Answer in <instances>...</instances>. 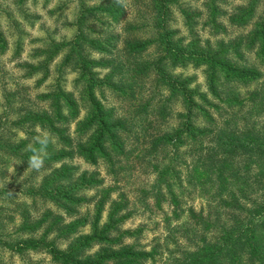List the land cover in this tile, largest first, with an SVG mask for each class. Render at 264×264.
<instances>
[{"label":"trees","instance_id":"trees-1","mask_svg":"<svg viewBox=\"0 0 264 264\" xmlns=\"http://www.w3.org/2000/svg\"><path fill=\"white\" fill-rule=\"evenodd\" d=\"M23 1L17 0V10L29 22ZM87 1L91 2L78 0L72 38L45 43L44 48L35 51L34 63L20 65L27 78L43 73L37 86L49 75L54 57L62 55L59 75L54 77L49 91L36 92L32 101L25 96L14 101L18 94L5 98L0 116V152L16 163L15 178L21 179L16 185L20 193L16 198L27 201L31 208L11 200L15 207L21 206L20 219L12 230L0 233V240L9 232L36 229L51 214L45 210L39 217L32 212L33 216L31 211L37 203L75 211L76 190L96 185L99 180L93 171H79L72 162L74 158L90 165L105 160L111 174L122 163H133L127 168L132 172L137 167L136 159L146 160L150 169L157 171L160 152H168L171 160V154L179 156L180 147L189 144L195 161L213 181L207 186L213 194L211 203L198 209L183 206L179 196L182 189L175 188L182 186V181L170 164L161 168L149 190H143L145 196L154 199L156 208L161 209L163 202L169 205L165 221L186 216L180 226L173 228L177 238L171 233L172 239L166 237L175 251L169 264H264V92L255 90L239 101L229 89L220 91L222 84L238 80L247 83L262 77L264 83V0H244L230 11L223 8L221 0H203V12L190 8V0H142L141 22L127 23L125 32L134 34L146 25L155 35L150 39L134 36L122 40L115 32L124 14L122 6L115 0ZM175 13L186 30L183 35H177L179 29L173 25ZM200 21L215 40L203 39L197 33L194 37L193 28ZM230 28L242 30L235 36L229 30L233 36L224 40L220 33L228 35ZM5 49L6 40L0 31V53ZM20 49L18 36L15 56ZM116 50L117 56H113ZM93 52L100 55L99 61L92 58ZM252 53L260 66L248 62L247 56ZM187 63L196 67L205 64L207 88L219 99L217 103L207 100L206 93L192 90L186 78L173 72L176 65ZM98 66L106 68L101 79L95 70ZM69 67V72L77 75L72 81L75 91L64 86ZM105 90L125 102L127 116H113V110L103 102ZM77 98L88 105L89 113L78 122L76 141L72 143L67 137L68 121L79 109ZM234 108L240 114L227 115L226 109L234 112ZM214 112L218 116L226 113L227 118L217 124ZM169 116L179 120L178 126L159 127ZM44 130L56 136L60 146L48 143L44 165L37 171L28 166L31 153L26 149L29 144L39 146L37 137ZM19 132L24 137L16 139ZM124 135L132 139L129 147ZM28 167V175L22 178V170ZM4 185L1 183L0 191ZM118 209L113 208V212ZM99 210L100 206L97 213ZM113 216L111 213L109 223L101 230L96 219L90 234L76 238L66 233L75 229V224L62 225L64 233L58 236L70 239L64 247L56 235L48 237L57 222L39 236L16 238L7 234V247L19 254L30 249L44 252L53 264H142L148 252L121 241L131 232L121 231L115 238L110 234L115 229ZM93 243L99 246L90 253Z\"/></svg>","mask_w":264,"mask_h":264},{"label":"rangeland","instance_id":"rangeland-1","mask_svg":"<svg viewBox=\"0 0 264 264\" xmlns=\"http://www.w3.org/2000/svg\"><path fill=\"white\" fill-rule=\"evenodd\" d=\"M91 2L93 1L91 0ZM91 2L87 1V3ZM115 2L120 4L124 9V14L120 16V21L115 30L120 36V40L134 36L150 39L155 35L154 31L146 25L142 26V28H138L137 32H134V34L125 32L127 23L139 25L141 22L140 14L143 13L142 0H115ZM188 2L190 8H197V10L203 12V0H190ZM243 3L244 0H221L223 8L227 11H230L232 6L242 5ZM77 4L78 0H24L21 5L28 14L30 19L28 22L27 19L20 17V12L17 10V8H19L17 0H0V31L3 33L6 40V49L3 53H0V116L3 114L2 109L5 106V98L11 97L13 94H18V96L20 95L19 97L14 95V101L23 96L32 101V96H34L36 92L49 91L50 85L54 82V77L59 75L58 65L61 62L62 55L59 54L54 57L49 66V75H47V78H45L41 84L38 83L37 86L36 83L37 81L39 82L43 73L38 72L32 77L27 78L20 65L24 62L34 63L36 60V58L33 57L35 51L44 48L46 45L45 43L72 38L76 29L75 25L72 24ZM149 13L150 12L144 15L145 19L148 18L150 15ZM201 22L202 21L198 23L197 27L193 28L194 37H196L197 33V35L201 36L203 39L208 38L211 41L215 40L214 37L208 33L207 29L202 27ZM110 23L114 25L116 22L110 21ZM173 25L179 29L177 35L186 33L178 13H175ZM229 30L234 31L235 36L238 35L237 33H240L242 29L230 28L228 29V35L220 33L223 35L224 40H230L232 38L231 36L233 35ZM18 36L21 40V49L19 54L15 56L14 44ZM117 53L118 50H116V52L112 51L113 56H117ZM112 54L107 55L108 58H111ZM147 55L150 56V52L147 53ZM91 56L95 61H99L100 55L97 52H93ZM146 57L147 56L144 58L146 59ZM247 57L250 64L256 67L261 65L260 60L255 58L253 53ZM176 66L173 72L186 78L192 90H195L197 93H206L207 100H213V102L217 103L216 100L219 99H215L211 91L207 88L206 74L203 70L205 69V64L197 67L192 63ZM69 69L70 67L67 69L68 73L64 75V86L66 90L73 91L74 85L72 81L77 75L75 71L70 70L69 72ZM95 70H97L99 74L97 78L101 79L106 68L98 66ZM261 78L248 81L247 83H242L238 80L222 84V89L220 91L222 92L224 88L229 89L230 94L233 96L237 95L240 101L255 90L261 89L262 92H264V89H262L264 83L261 82ZM105 97L103 102L107 108L113 110L112 114L114 117L127 116L129 110L125 102L116 99L111 95L109 90H105ZM77 101L79 103V109L74 115L70 116L68 121L69 130L67 131V137L72 140V143L76 141L75 130L77 126H79L78 122L83 121V119L85 120L89 113L88 105L84 104L80 98H77ZM226 110L227 115L237 114V112L240 114L237 108H234V112L230 109ZM226 113H223L222 116H218V114L214 112L217 124L224 118H227ZM178 122L179 120L176 117L169 116V120L163 121L159 127L172 129L178 126ZM42 134H46L50 137L49 144H54L57 147L60 146L57 143V137L49 134L48 130H44L43 133L40 132L38 137ZM124 136L126 145L129 147L132 139L131 137H127V135ZM16 137V139H20L24 136L22 132H19ZM188 148L189 144L180 147L178 151L180 155L171 154V160L168 156V152H160V154H158L159 168L157 171L151 170L146 160L141 162L140 159H136L137 167L132 172L127 168L133 165V163H122V167L120 168L118 164L116 173L111 174V172L108 171V163L105 160H98L95 165H90L80 158H74L72 162L78 166L79 171H93L95 173V178L99 180V182L89 188H80L76 190L75 199L73 201L75 211L73 212L56 209L50 204L37 203L35 209L31 211L32 215L35 213L36 216L39 217L38 214L44 213L45 210H50L51 214L47 218H41L42 223L36 229L29 230L28 232L18 231L4 234L0 240V264H53L51 263L50 256L44 252H35L30 249L29 251L22 252V254L12 253L7 247L9 241L5 239L7 234H13L16 238H25L29 235H33V237L39 236L43 234L47 228L50 226L52 227V222H57L58 224L56 227L53 226V231L48 233V237H52L53 234L56 235V240L61 244V247H64L70 239L66 240L58 236V234L64 233L61 232L64 229H61L62 225L68 226L70 224H75V229L66 233L76 238L77 236L90 234V232H92L93 222L96 219H98V225L100 227L98 230H101L102 226L109 223V216L111 213L114 215L111 222H114L115 229L112 230L113 233L110 234L115 238L121 231L127 230L131 232L123 236L121 241L134 244L136 249L148 252L142 264H169L171 255L175 253V251L174 246H171L167 242L166 237L169 236L172 239L170 236L171 233L177 238V234L173 231V228L175 226H180V224L186 220V216L183 214L180 219L175 220L170 218V220L165 221L164 217L170 211L169 205L163 202L161 209L156 208L154 199L150 198L148 195L145 196L143 190H149L154 179L161 171V168L167 167L170 164V166H174L179 172L180 180L182 181V186L177 185L175 188H177L176 191L182 189V191L179 192V196L183 206L191 205L198 209L200 206L206 207L211 203L213 194L211 195L210 188L207 186L213 181L210 182V175H208L205 169L195 161L192 151ZM16 167L17 165L13 160L0 152V185L1 183H5L4 190L0 191V233L8 232L18 224L21 206L27 205L31 208L27 201H21L19 198H16L20 194L16 185L21 182V179L15 178ZM22 171L21 176L23 178L24 174L28 175L29 167L27 169L24 168ZM211 189L212 192H214L213 187ZM12 199H15L21 206L15 207L14 204L11 203ZM99 206L100 210L99 213H97V207ZM115 207L119 209L113 212V208ZM59 224L60 228L58 227ZM98 246L99 243H93L89 252L93 253Z\"/></svg>","mask_w":264,"mask_h":264},{"label":"clouds","instance_id":"clouds-1","mask_svg":"<svg viewBox=\"0 0 264 264\" xmlns=\"http://www.w3.org/2000/svg\"><path fill=\"white\" fill-rule=\"evenodd\" d=\"M39 146L34 144H29L27 146V151L31 153L28 166L34 170H40L44 165V160L47 156L46 148L50 141V137L46 134H42L40 137H37Z\"/></svg>","mask_w":264,"mask_h":264}]
</instances>
